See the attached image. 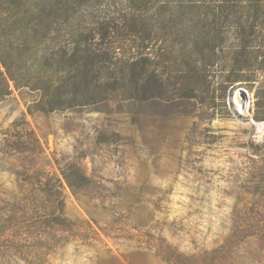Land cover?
<instances>
[{
    "label": "rangeland",
    "instance_id": "374dc122",
    "mask_svg": "<svg viewBox=\"0 0 264 264\" xmlns=\"http://www.w3.org/2000/svg\"><path fill=\"white\" fill-rule=\"evenodd\" d=\"M27 4L86 103H0V264H264V0Z\"/></svg>",
    "mask_w": 264,
    "mask_h": 264
},
{
    "label": "trees",
    "instance_id": "16d2710c",
    "mask_svg": "<svg viewBox=\"0 0 264 264\" xmlns=\"http://www.w3.org/2000/svg\"><path fill=\"white\" fill-rule=\"evenodd\" d=\"M59 7L63 10L61 5ZM62 24L64 18L60 21L57 16L50 21H37L27 0H0V103L11 93L12 85L41 90L37 104L42 110L86 103L65 97L70 90L84 92L87 89L65 86L61 74L68 69L66 59L59 58L55 63L47 58V51L51 57L59 53L66 58L65 40L53 42L50 49L45 50L51 40V29L58 30V25ZM132 34L137 37L138 33ZM74 64L78 75H87L96 81L99 71L95 62L91 61L84 68L80 67L79 60Z\"/></svg>",
    "mask_w": 264,
    "mask_h": 264
},
{
    "label": "bare ground",
    "instance_id": "6f19581e",
    "mask_svg": "<svg viewBox=\"0 0 264 264\" xmlns=\"http://www.w3.org/2000/svg\"><path fill=\"white\" fill-rule=\"evenodd\" d=\"M242 87H238L235 89L234 91V97L233 100L235 102L236 108L242 112L245 113L246 112V103H247V96L242 93ZM252 122L258 127V128H264V122H258V121H254L252 120Z\"/></svg>",
    "mask_w": 264,
    "mask_h": 264
},
{
    "label": "water",
    "instance_id": "95a60500",
    "mask_svg": "<svg viewBox=\"0 0 264 264\" xmlns=\"http://www.w3.org/2000/svg\"><path fill=\"white\" fill-rule=\"evenodd\" d=\"M242 93H244V94H245V93H246V91H245L244 89H242Z\"/></svg>",
    "mask_w": 264,
    "mask_h": 264
}]
</instances>
